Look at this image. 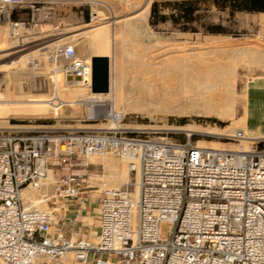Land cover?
Listing matches in <instances>:
<instances>
[{
	"label": "built area",
	"instance_id": "obj_1",
	"mask_svg": "<svg viewBox=\"0 0 264 264\" xmlns=\"http://www.w3.org/2000/svg\"><path fill=\"white\" fill-rule=\"evenodd\" d=\"M26 3L0 0V21ZM37 11L47 18L50 8ZM61 53L66 76L90 87L91 62L85 67L71 46ZM93 115L112 124L0 130V264H67L68 254L77 264H264V135L237 130L246 148L217 149L130 128L114 111ZM103 153L127 159L138 179L114 188L89 182V156ZM26 186H50L52 207L26 205ZM94 190L95 234L75 236Z\"/></svg>",
	"mask_w": 264,
	"mask_h": 264
},
{
	"label": "rangeland",
	"instance_id": "obj_2",
	"mask_svg": "<svg viewBox=\"0 0 264 264\" xmlns=\"http://www.w3.org/2000/svg\"><path fill=\"white\" fill-rule=\"evenodd\" d=\"M152 1H149L145 20H141L138 14L145 0H27L24 7L12 9L9 20L0 21V23L8 25L10 33L7 37L17 40L26 37L32 46L27 51L39 50L43 55H39L41 60L36 58L31 59L32 61L29 59L28 62L25 60L24 71L29 73L26 80L30 85L38 80L49 83L54 76V67H58L60 73L64 75L62 69L68 58L61 52L68 43H72L76 51L83 47L86 53L91 56L94 54L92 51L102 47L104 38L108 37V40L111 41L107 56L110 59V87L112 91L109 96L84 98L77 111H73L69 105H61L45 114L9 112L5 117L0 118V122H6V128L3 129L41 126L64 129L111 125L112 121L92 120L93 114L96 112L101 114L102 110L95 108L90 113L88 103L89 99H95L100 104H105L107 98H112L120 84L126 85V71L129 69L122 70V61L131 62L139 56L140 63L145 64L152 56L154 57L153 61H158L161 58L159 55L162 53L173 55L176 51L175 53L180 54L181 49H185V51L188 49L195 53L194 58L198 62L202 60V57H217L223 62L232 57L237 59L231 110L200 114H166L151 109L129 108L122 116V124L139 130H149L148 128H150L167 131L178 140L190 138L195 144L202 141L206 147L236 148L239 141L233 135L236 130L243 128L240 119L243 117L246 84L252 77L264 75V64L245 60V53L242 51L246 49V51L264 53V11L236 10L231 15L229 7L218 8L212 0H209L208 9L205 10L199 23H194L198 29L191 31L173 26L169 20L159 22L155 26L150 25L148 18ZM43 7L50 8L47 18L41 17L37 11ZM168 11V7L162 9V13ZM14 23L21 25L16 32L13 28ZM97 25L102 26L95 29ZM214 26H219L221 31L214 32L209 29ZM115 33H119L120 36L113 39L112 35ZM23 42L21 40L17 44ZM38 43L41 44L37 45ZM127 44L128 46H126ZM53 57H55L54 61ZM80 59L83 60L82 57ZM32 92L42 101L46 97L50 100L53 99L52 94L47 91L34 92L32 90ZM71 95L70 91L66 90L62 98L70 99ZM188 127L195 130L190 135H187L188 131L184 130L189 129ZM105 156L126 166L120 157L112 154H105ZM95 158L89 157V161L102 162L101 160L92 161ZM88 170L101 175L104 173V164L103 168L99 164H92ZM98 175L96 180L90 182L98 183L101 187L103 184L112 186L108 185L106 178H99ZM134 178L136 179V174L129 173L128 181ZM39 191L43 199H47L45 206L52 207L51 200L48 201L51 187H42L39 188ZM97 195L98 192L95 190L90 192L91 200L86 202L87 209L84 210L82 216L84 225L81 226L84 231L83 235L90 234L92 236L95 232L98 212ZM26 205L29 206L30 202L27 201ZM167 233L168 223L164 222L160 225V235L165 237Z\"/></svg>",
	"mask_w": 264,
	"mask_h": 264
},
{
	"label": "bare ground",
	"instance_id": "obj_3",
	"mask_svg": "<svg viewBox=\"0 0 264 264\" xmlns=\"http://www.w3.org/2000/svg\"><path fill=\"white\" fill-rule=\"evenodd\" d=\"M149 1L150 0H145L138 13L141 20L146 19L150 3ZM101 26L102 25H97L95 29H98ZM19 27H21V25L13 24L14 32H16ZM9 33L10 30L8 29V25L0 23L1 119L9 112L45 114L61 105H69L73 111H77L82 105V100H84V98L109 96L111 93V87H109V91L106 93H94L90 90L86 78L68 79L64 71V75L60 73L58 67L53 68L54 76L49 83L39 80L34 82L33 80V85H30L26 80L29 73L24 71V65L26 64L25 60H27V62L29 59L31 60L33 58L41 60L39 55L42 52L39 50L27 51L32 48L31 44L27 41L28 38L25 37L21 39L24 42L17 44V42H20L21 40L7 37ZM119 36V33L112 35L113 39H116ZM110 42L111 41L108 40V37H105L102 47L100 46L92 51V53L95 55L107 56L109 47L111 46ZM67 46H71L74 49L72 43H68ZM126 46H128V44ZM25 51L27 52L24 53ZM180 51H182L180 54L175 53L176 51H174L173 55L162 53L159 55L161 58L158 59V61H153L154 57L152 56L145 64L140 63L139 56L131 62L122 61V70L129 69V71H126V85L124 83L120 84L113 93L112 98H107L108 100L105 104H100L95 99H89L90 101L88 104L90 113L95 108H101L102 113L114 111L115 116L120 118L125 114L126 109L129 108L151 109L166 114H200L208 113L210 111H230L232 90L235 84V66L237 59L232 57L223 62L217 57H202V60L198 62L194 58L195 53L188 51V49L187 51H185V49H181ZM242 52L245 53V60L256 62L261 65L264 64V53L260 54L255 51H246V49H243ZM74 57L78 59L82 57V62L85 64L84 66L89 67L91 58L83 47H80L78 51L74 49ZM54 59L55 57H53V61ZM123 75H125V73H123ZM32 90L34 92L47 91V93L52 94L53 99L50 100L46 97L43 98L45 100L42 101L40 97H36L32 94ZM66 90L70 91L72 94L70 99L62 98V95ZM240 122L243 124V128L238 130H241L246 138L253 137L249 135L244 128V117L240 119ZM0 125V129L6 128V122H0ZM184 130L188 131L187 135H190V133L195 131L191 127ZM236 132L237 130L235 133ZM248 141V139L240 138L237 147L228 150L246 148ZM197 145L204 146V143L198 141ZM214 148L224 149L222 147ZM105 154L109 153L89 156L91 158L98 156L93 160H99L102 158L104 162L106 169L105 177L107 178L108 185L112 186H105L104 184L103 186L114 188L129 182L128 160L122 158L126 164L125 166L124 164L105 156ZM51 176L52 173L49 172V178H51ZM138 176L139 174L137 172L136 179H138ZM21 195L23 200H26V204L27 201L30 202L29 206L37 208L46 207L45 200L47 199H43V196L40 195L39 188H33L30 186L23 187ZM133 196L134 198L137 197V188L135 189ZM94 234L95 232L93 235ZM68 256H71V254H68Z\"/></svg>",
	"mask_w": 264,
	"mask_h": 264
},
{
	"label": "trees",
	"instance_id": "obj_4",
	"mask_svg": "<svg viewBox=\"0 0 264 264\" xmlns=\"http://www.w3.org/2000/svg\"><path fill=\"white\" fill-rule=\"evenodd\" d=\"M218 8L229 7L232 15L236 10L264 11V0H212ZM209 0H153L149 13V24L155 26L159 22L169 20L173 26L182 30L196 31L200 18L208 9ZM168 7L167 13L162 9ZM211 31H221L219 26L209 28Z\"/></svg>",
	"mask_w": 264,
	"mask_h": 264
},
{
	"label": "crops",
	"instance_id": "obj_5",
	"mask_svg": "<svg viewBox=\"0 0 264 264\" xmlns=\"http://www.w3.org/2000/svg\"><path fill=\"white\" fill-rule=\"evenodd\" d=\"M41 43H38L37 45ZM243 117H244V128L249 135L251 136L264 135V75L254 76L246 84ZM99 160L103 162L102 158H100ZM93 161H97V160H93ZM102 162H95V163L92 162V164H99L103 168L104 162L103 164ZM88 172L90 173L89 182L96 180V176L98 175V173L94 171L91 172L89 170ZM105 175H106V169L104 165L103 175H98V176H100L99 178H106ZM128 176H129V172H128ZM94 184H98V183H94ZM74 209L75 207H70V212L68 213V215L70 216L76 215ZM83 214L84 211L76 215L79 221L77 222V227L74 228L73 235L75 236H80L83 235L84 233L81 227L84 225L82 219ZM66 263L77 264L73 260V258H71V256H67ZM63 264H64V260H63Z\"/></svg>",
	"mask_w": 264,
	"mask_h": 264
},
{
	"label": "water",
	"instance_id": "obj_6",
	"mask_svg": "<svg viewBox=\"0 0 264 264\" xmlns=\"http://www.w3.org/2000/svg\"><path fill=\"white\" fill-rule=\"evenodd\" d=\"M70 79L69 76H67ZM110 87V59L106 55L91 57L90 90L94 93H106Z\"/></svg>",
	"mask_w": 264,
	"mask_h": 264
}]
</instances>
